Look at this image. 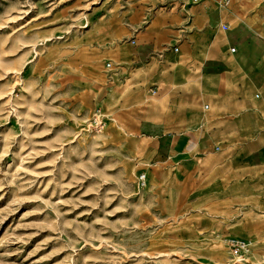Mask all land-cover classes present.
<instances>
[{
  "label": "rangeland",
  "instance_id": "1",
  "mask_svg": "<svg viewBox=\"0 0 264 264\" xmlns=\"http://www.w3.org/2000/svg\"><path fill=\"white\" fill-rule=\"evenodd\" d=\"M209 1L0 0V264H264V87L261 112L228 134L191 116L193 149L179 154L148 117L170 94L161 69L128 97L139 68L181 52L170 33L189 35ZM232 3L209 10L231 20ZM231 237L250 253L235 256Z\"/></svg>",
  "mask_w": 264,
  "mask_h": 264
},
{
  "label": "crops",
  "instance_id": "2",
  "mask_svg": "<svg viewBox=\"0 0 264 264\" xmlns=\"http://www.w3.org/2000/svg\"><path fill=\"white\" fill-rule=\"evenodd\" d=\"M209 2L214 4L215 0ZM210 4L194 7V11L201 13V19L196 22H194L195 18L191 19L194 29L189 35H185L184 27H180L179 33L175 31L173 36L172 32L170 33V37L180 42L181 52H170L161 67L151 64L147 69L139 68L138 72L141 75L133 82L138 88L133 90L131 84L128 88V97L135 96L134 92L141 89L142 85L146 87L149 85L157 68L161 69L160 74L157 75L158 80L170 94L162 95V100L158 101L164 102L165 109L157 111L162 103L150 106L148 117L149 121L155 124H163L165 131L173 140L172 150L178 154L184 151L189 153L193 149L190 146L193 142L191 133L193 131L185 130L187 126L185 124L191 116H195V113L201 117H209L207 120L209 126L213 133L219 136L218 133L228 134L232 129L236 130L237 123H243L252 114L260 113L263 107L262 98L257 99L256 96L259 97V94H254L257 89L264 87L262 75L256 69L259 63L264 62V17L258 16L261 7L256 5V0H233L232 4L237 8L238 13L234 15L236 10L229 11L230 17H233L230 20L229 15L224 11L211 12ZM251 7L256 8L257 12L249 14L244 19L241 10ZM185 16L186 13L179 10L175 21L184 19ZM222 19L228 20L233 29L231 30L227 22L223 25H227L228 29L225 30L223 25L221 29L219 24ZM220 30L223 31V35ZM150 31L158 34L163 31L165 34L166 27L162 29L160 22L155 20ZM232 47L236 48L235 52L231 51ZM177 48L179 50V47ZM155 89L158 93L159 88ZM143 90L141 97H144ZM203 107L211 110L207 112L202 109ZM195 109L198 111L196 112ZM240 130L242 131L240 134L243 133L244 136L250 132L248 128H240ZM208 133L211 138L212 132ZM217 149H220L219 145ZM255 153L260 156L264 154L258 149Z\"/></svg>",
  "mask_w": 264,
  "mask_h": 264
},
{
  "label": "built area",
  "instance_id": "3",
  "mask_svg": "<svg viewBox=\"0 0 264 264\" xmlns=\"http://www.w3.org/2000/svg\"><path fill=\"white\" fill-rule=\"evenodd\" d=\"M196 1H198V0H196ZM230 1L231 0H221V5L223 7H226L227 5H229ZM223 28L225 30H227L228 26L223 25ZM175 49L178 50V48H175ZM231 51L235 52L236 48L232 47ZM156 92H157L156 89L153 90V94H155ZM90 126L97 131H102L105 128V121L103 119V115H102V112L100 109H96L94 115L92 116ZM146 180H147V175L145 173L141 174L140 175V181L143 185L146 184ZM228 244L230 245V248L232 249L234 255L239 257V258H244L251 251V243H250V241H248L246 239L231 237L228 239Z\"/></svg>",
  "mask_w": 264,
  "mask_h": 264
},
{
  "label": "bare ground",
  "instance_id": "4",
  "mask_svg": "<svg viewBox=\"0 0 264 264\" xmlns=\"http://www.w3.org/2000/svg\"><path fill=\"white\" fill-rule=\"evenodd\" d=\"M228 10H229V9H228ZM226 11H227V10H226ZM262 31H263V30H262ZM220 32H221V31H220ZM135 94H136V93H135ZM139 95H140V94H139ZM146 95H147V94H146ZM144 100H145V99H144ZM144 100H143V101H144ZM146 102H147V101H146ZM133 103H134V102H133ZM140 103H141V101H140ZM125 104H127V103H125ZM145 105H146V104H145ZM127 106H128V105H127ZM134 106H135V105H134ZM140 110H141V109H140ZM116 120H117V119H116ZM110 128H111V127H110ZM110 130H111V129H110ZM142 143H143V142H142ZM140 145H142L143 147H145L144 143H143V144H140ZM142 146H141V147H142Z\"/></svg>",
  "mask_w": 264,
  "mask_h": 264
}]
</instances>
